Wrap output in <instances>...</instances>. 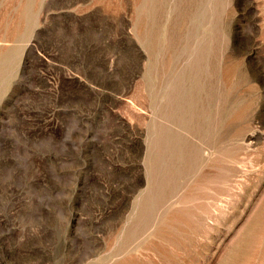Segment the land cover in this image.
Listing matches in <instances>:
<instances>
[{
  "label": "rangeland",
  "instance_id": "rangeland-1",
  "mask_svg": "<svg viewBox=\"0 0 264 264\" xmlns=\"http://www.w3.org/2000/svg\"><path fill=\"white\" fill-rule=\"evenodd\" d=\"M0 264H264V0H0Z\"/></svg>",
  "mask_w": 264,
  "mask_h": 264
}]
</instances>
